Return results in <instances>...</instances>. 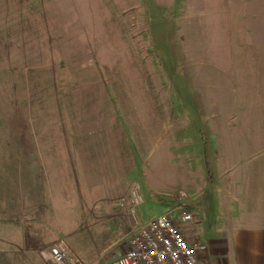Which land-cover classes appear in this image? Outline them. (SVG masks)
<instances>
[{
  "label": "rangeland",
  "instance_id": "374dc122",
  "mask_svg": "<svg viewBox=\"0 0 264 264\" xmlns=\"http://www.w3.org/2000/svg\"><path fill=\"white\" fill-rule=\"evenodd\" d=\"M24 52L42 67V83L49 78L66 93L57 101L71 109L74 126L90 124V141L105 127L119 129L103 164L106 204L114 182H137L147 217L185 196L199 212L209 204L214 230L229 229L241 195L224 193L241 185L244 162L264 159V0H0V67L15 68ZM77 149L57 217L86 264H110L119 226L84 222L90 180ZM92 150L94 177L101 170ZM122 154L135 160L134 177L117 174ZM198 191L207 193L203 203ZM257 207L249 218L264 217Z\"/></svg>",
  "mask_w": 264,
  "mask_h": 264
},
{
  "label": "crops",
  "instance_id": "0c3cea01",
  "mask_svg": "<svg viewBox=\"0 0 264 264\" xmlns=\"http://www.w3.org/2000/svg\"><path fill=\"white\" fill-rule=\"evenodd\" d=\"M26 54H22L24 58L15 68L7 64L0 67V264H56L46 259L43 252L64 237L65 228L60 222L61 215L57 217L59 207L56 201L66 199L72 189L76 164L74 146L78 148L81 169H85L83 175L91 181L87 184L89 213L84 222H88L89 227L104 221L119 226L117 243L107 252L113 254L111 264L130 247L125 241L129 228L127 213L116 202L127 198L131 189L122 182H114L110 186L113 189L108 191L114 194L111 201L106 204L103 199L106 193L103 186L106 167L103 164L113 143L109 136L112 133L117 136L119 129L105 127L104 137L90 141L87 138L90 124L87 127L74 126L70 108L57 101L67 99L66 93L57 92L55 82L51 86L49 78L43 79L48 82L42 83V67L39 63L29 62ZM74 134L75 143L80 145H74ZM259 139L258 136L256 141ZM118 142L119 152H122V143ZM90 144L96 146L92 154L96 156V167L101 170L94 177L87 175ZM116 163L119 176L121 172L128 177L131 170L132 177L135 176L136 165L131 156L118 155ZM130 163L134 166L130 167ZM241 176L239 188L229 183L224 193L229 197L241 195V212L234 219L230 218L232 225L229 229L214 230V223L206 217L209 210L206 202L204 213L196 211V229L189 234L186 228L187 236L192 235L191 239L198 248L200 264H264V217L251 219L248 214L252 206H258L257 209L264 214V159L257 164L244 162ZM198 192L199 201L203 203L207 193ZM178 202L180 205L183 200ZM147 211L145 205L138 209L141 221L157 215L147 217ZM246 217L248 221L238 225L237 219Z\"/></svg>",
  "mask_w": 264,
  "mask_h": 264
},
{
  "label": "built area",
  "instance_id": "2783aa9c",
  "mask_svg": "<svg viewBox=\"0 0 264 264\" xmlns=\"http://www.w3.org/2000/svg\"><path fill=\"white\" fill-rule=\"evenodd\" d=\"M144 203L141 185L137 182L127 198L116 202L127 213L129 228L125 241L130 247L111 264H200L198 248L190 243L186 233L199 207L183 202L141 221L138 209ZM43 255L56 264H85L72 251L67 237L60 238Z\"/></svg>",
  "mask_w": 264,
  "mask_h": 264
}]
</instances>
